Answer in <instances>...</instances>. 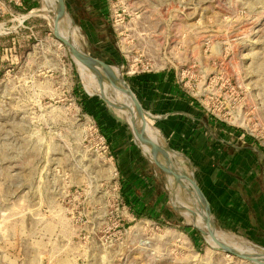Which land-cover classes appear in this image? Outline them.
<instances>
[{
  "label": "rangeland",
  "instance_id": "obj_1",
  "mask_svg": "<svg viewBox=\"0 0 264 264\" xmlns=\"http://www.w3.org/2000/svg\"><path fill=\"white\" fill-rule=\"evenodd\" d=\"M104 4L100 31H87L94 41L109 40L108 49H90L70 12L60 35L118 70L136 96L134 76L171 69L198 108L220 130L235 133L219 165L234 166L228 168L234 187L245 200L249 191V200L256 198L245 171L248 157L232 156L243 152L244 142L264 155V0ZM45 6L36 0L16 18L0 13V264H254L219 251L190 222L182 208L187 211L190 194L177 193L173 178L159 179L156 204L128 199L113 148L139 144L126 114L105 100L119 105L113 89L92 74L83 77L56 38L53 18L37 15ZM171 154L175 169L196 180L186 159ZM191 196L206 229L199 198ZM213 225L226 239L251 247L247 253L263 252V238Z\"/></svg>",
  "mask_w": 264,
  "mask_h": 264
},
{
  "label": "crops",
  "instance_id": "obj_2",
  "mask_svg": "<svg viewBox=\"0 0 264 264\" xmlns=\"http://www.w3.org/2000/svg\"><path fill=\"white\" fill-rule=\"evenodd\" d=\"M65 1L75 23L85 29L89 36L90 49H108L111 43L109 40L98 38L96 42L87 31L88 28L93 29V32L100 31L101 15L106 9L105 0ZM34 7L36 0H23V7H13V14L21 15ZM174 75L171 69H161L139 73L133 77L132 86L137 90L135 96L145 112L147 122L151 118L163 134L166 145L164 148L170 151L172 162L171 153L181 154L186 159L209 204L214 224L217 227H233L232 230L237 231L236 233L264 239V155L261 156L255 147L246 148L244 142L239 149L243 152L232 156L234 159L243 155L249 160L245 171L251 178L246 177L252 180L258 192L255 193L256 198L249 200L254 192L249 191L247 194L250 197L245 200L242 192L234 187L232 177L235 173L228 169L234 166L219 165L220 159L228 158L227 151L233 147L231 142L236 138L235 133L220 130L218 122L198 108V103L178 85ZM118 128L120 129L119 126ZM140 148L134 141H126L122 145L115 143L113 149L122 167L128 199L133 203L156 204L161 197V192L157 191L159 179L166 175ZM222 149L224 152L221 155ZM161 160L164 162L163 158ZM258 160L260 162L256 163ZM238 168L237 171L243 172L242 166ZM187 184L184 185V192L195 193L193 185L189 182ZM146 189H152V192L149 193ZM198 203L201 206L200 200Z\"/></svg>",
  "mask_w": 264,
  "mask_h": 264
},
{
  "label": "water",
  "instance_id": "obj_3",
  "mask_svg": "<svg viewBox=\"0 0 264 264\" xmlns=\"http://www.w3.org/2000/svg\"><path fill=\"white\" fill-rule=\"evenodd\" d=\"M56 1H57V6H58V9H57L58 14H57V17L55 19V26H54V34H55L56 38L69 49V51L73 57H76L85 66H88L89 64H96L99 67H101L105 73L104 79L108 80L110 83H114L110 79V70L113 68L111 65H109L108 63H106L103 60L95 58V57L91 56L90 54H87L86 52L82 51L81 49L78 48L77 45L74 44V42L72 40L64 39L60 36L59 24L64 18H66L68 16V9H67V5H66L65 0H56ZM93 72L96 73L95 71H93ZM118 84L114 83L113 85H114V87H116L120 91H122L123 93L130 95L132 97V100H133V103L135 106V110L137 113L136 114L137 119H135L132 122V124H133L132 132H133L135 140L138 142V144L141 147L143 146V147H146L150 150L154 163L156 164L158 169L160 171H162V173H164V175H166L167 177L175 179L176 181H178L182 185H185L188 182L193 185V187L196 191L197 197L199 198V200L201 202V210H203V212H204V222L206 223V225L208 227V234L204 233L200 229H199V231L204 236L209 235L210 237H212L215 244L218 246L219 251L233 255V256L240 258V259H243V260H247V261L252 262L254 264H264V250L261 253H257V252H255V253H247V252L246 253H240L237 250L223 244L222 242H220L216 238L215 233H214L215 229H214V225H213V219L211 216L209 204H208L202 190L198 186L197 182L194 179H191V178L187 177L186 175L179 173L173 165L169 150L162 147L161 145L154 143L152 140H150L148 138V136L146 135L147 120H146L145 112H144L140 102L138 101L135 94L132 92V90L128 87V85L126 84V82L122 78H121V82ZM106 101L110 106L117 108V109L120 108V106L114 105V104L110 103L108 100H106ZM140 120H143V122H144L142 127H139ZM161 158L164 159V162L161 161Z\"/></svg>",
  "mask_w": 264,
  "mask_h": 264
},
{
  "label": "bare ground",
  "instance_id": "obj_4",
  "mask_svg": "<svg viewBox=\"0 0 264 264\" xmlns=\"http://www.w3.org/2000/svg\"><path fill=\"white\" fill-rule=\"evenodd\" d=\"M45 3H46V6L37 12V15H41L43 17H47V18H53L54 22H55V19L57 17V14H58V6H57V1L56 0H44ZM34 13V12H33ZM67 21L65 20V18L60 22L59 24V30H60V27H61V30H62V26L64 23H66ZM68 23V22H67ZM67 25V24H66ZM69 25V23H68ZM70 29V28H69ZM74 31V30H73ZM61 32V31H60ZM71 32V31H69ZM75 33V32H74ZM73 34V33H72ZM62 37L64 39H70L68 38L64 32L62 31ZM60 35V36H61ZM73 36V35H72ZM74 42V41H73ZM75 44V43H74ZM76 45V44H75ZM75 62H77V64L79 65L80 69H81V73L83 74V77H87L89 74H92L94 75L98 80H102V87L104 88H112L114 91H116L118 94L121 95V98L124 97L123 99L126 100L127 102H129V104L125 103L123 100V102L120 101V99L116 96V94L114 93L113 90L109 89L111 91V93L113 94V99L112 101H116L117 104H119L118 106H120L119 109H122V113L123 114H126V117H127V120L129 122V125L132 129V122L137 119V113H136V110H135V106H134V103H133V100H132V97L126 93H123L122 91H120L118 88L114 87V83L118 84L121 82V75L119 73L118 70H116L115 68H112L110 70V79L112 82L114 83H110L108 80L104 79V71L102 70L101 67H99L98 65L96 64H89L88 66H85L84 64H82L76 57H73ZM93 71H95L96 73H94ZM86 79V78H85ZM94 79V78H93ZM93 81V80H92ZM119 85V84H118ZM105 90V89H104ZM103 90V92H104ZM103 94V93H102ZM106 96V95H105ZM105 98V97H104ZM105 100H107V98H105ZM110 102V101H109ZM111 103V102H110ZM143 120H140L139 122V127H142L143 125ZM146 135L148 136V138L150 140H152L154 143L158 144V145H162L161 143H159V139L157 138V132L149 125V123L147 122V128H146ZM143 147V146H142ZM145 149V152L148 156L152 155L150 150L146 147H143ZM179 155V154H178ZM162 161V160H161ZM172 180V178L170 179V181ZM174 180V184L176 185V187H178V190H177V193L178 191L179 192H182V194L184 193V190H185V186L180 184L178 181H176L175 179ZM187 184V183H186ZM188 185V184H187ZM189 189V188H188ZM190 194H192V191H188ZM195 194H196V191H194ZM187 193V192H186ZM197 195V194H196ZM189 196V195H188ZM189 204H188V209L186 211V207H182L183 208V211L186 212V214H188V217H189V220L190 222L195 226L197 227L198 229L202 230L204 233L208 234V227L206 225V229L205 227H203L199 222H197V218H196V213L194 212V207H195V202L193 201V197L190 195L189 198ZM204 220V218H203ZM206 224V223H205ZM215 233V236L218 240H220V242H222L223 244L237 250L238 252L240 253H246L247 251H249V249H251V247L249 246H246L244 245V243H237V242H233L232 240H228L226 239L222 233L220 232H217L216 230L214 231ZM206 237H210L209 235H207ZM212 238V237H210ZM222 240V241H221ZM214 241V240H213ZM232 245V246H230ZM252 250V249H251Z\"/></svg>",
  "mask_w": 264,
  "mask_h": 264
},
{
  "label": "built area",
  "instance_id": "obj_5",
  "mask_svg": "<svg viewBox=\"0 0 264 264\" xmlns=\"http://www.w3.org/2000/svg\"><path fill=\"white\" fill-rule=\"evenodd\" d=\"M13 7H23V0H2L0 1V13L8 14L16 18L13 14ZM25 20V19H24Z\"/></svg>",
  "mask_w": 264,
  "mask_h": 264
}]
</instances>
